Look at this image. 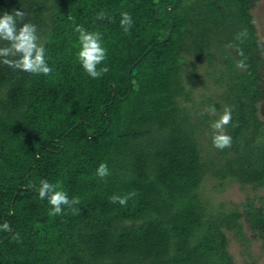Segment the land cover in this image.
<instances>
[{"label":"trees","instance_id":"obj_1","mask_svg":"<svg viewBox=\"0 0 264 264\" xmlns=\"http://www.w3.org/2000/svg\"><path fill=\"white\" fill-rule=\"evenodd\" d=\"M258 1L0 0V15L25 13L18 28L36 25L52 68L45 76L0 63V225L12 229L0 230V264H236L229 234L244 249L260 241L264 254V196L213 205L202 191L209 180L264 187ZM100 11L111 19L97 20ZM77 25L102 36L98 69L109 71L98 79L77 59ZM198 62L217 63L222 103L207 97L209 108L232 109L224 150L210 135L219 117L191 99ZM41 180L77 199L78 214L49 215ZM130 192L127 206L110 202Z\"/></svg>","mask_w":264,"mask_h":264},{"label":"clouds","instance_id":"obj_2","mask_svg":"<svg viewBox=\"0 0 264 264\" xmlns=\"http://www.w3.org/2000/svg\"><path fill=\"white\" fill-rule=\"evenodd\" d=\"M111 19L106 16L104 11L97 13L96 19ZM25 20L23 11H15L13 14L4 13L0 15V41L7 42V46L0 47V63L7 65L13 70H20L35 75L48 76L52 73V68L48 65L45 59V48L39 42L37 35V27L30 22L22 23V26L17 27L19 22ZM132 16L128 12L121 13L120 26L125 33H128L132 27ZM78 33L80 49L77 53V59L80 62L83 70L92 79H98L109 69L105 66L98 69V66L103 64L106 59V49L102 46V36L99 32H90L82 25H77L74 29ZM248 35L244 30L237 34L236 40L243 42V38ZM234 47V45H229ZM258 47L264 49V39L258 41ZM238 54L243 57L244 53L238 49ZM246 59V58H245ZM245 59L238 60L236 67L244 69L247 67ZM208 111L215 114L214 108H209ZM232 121V109L225 107L223 114L214 121L210 127L214 135L212 138L213 146L218 150H224L231 147L232 137L225 133L224 129ZM96 175L101 179H105L110 175L108 165L101 163ZM38 195L41 200L47 199L51 206L49 215L58 216L63 213L64 206H67L78 214V209L73 205L78 203L77 199H69L68 194L63 190H57V186L47 180L40 181ZM136 195L135 192H130L124 196L113 195L110 197V202L118 203L121 206H127L130 198ZM0 230L11 232L10 225L5 222L0 225Z\"/></svg>","mask_w":264,"mask_h":264},{"label":"rangeland","instance_id":"obj_3","mask_svg":"<svg viewBox=\"0 0 264 264\" xmlns=\"http://www.w3.org/2000/svg\"><path fill=\"white\" fill-rule=\"evenodd\" d=\"M252 14L257 34L262 40L264 39V0L257 2L256 6L252 9ZM262 54L264 60V49L262 50ZM214 66H217L216 62L213 64H209L208 62L197 63L195 70L197 76L192 79L194 85L191 92V99L197 103L198 109L207 112L211 118L220 117L223 114L221 109L215 110V114L210 113L208 111L209 104L206 102L207 97H211V103H222L220 97H218L221 92V86L215 82ZM200 101H204V104H198ZM258 115L260 119L264 120V100L258 105ZM212 134H214L213 130L210 135ZM207 136L209 137V135ZM203 143L204 146L208 144L206 138H204ZM202 191L205 198L213 205L220 202L224 205H240L246 198L258 200L264 196V187L252 188L250 185H240L235 182H224L220 185V182L217 180H209L204 183ZM245 229L248 232L247 227ZM229 250L236 264H264V254L260 249V241H251L248 247L244 249L229 234Z\"/></svg>","mask_w":264,"mask_h":264},{"label":"water","instance_id":"obj_4","mask_svg":"<svg viewBox=\"0 0 264 264\" xmlns=\"http://www.w3.org/2000/svg\"><path fill=\"white\" fill-rule=\"evenodd\" d=\"M159 5L158 6H156V8H155V11L157 12L158 11V9H159ZM169 8H171V6H166V7H164V11H167ZM172 28V25H171V27H170V29Z\"/></svg>","mask_w":264,"mask_h":264}]
</instances>
